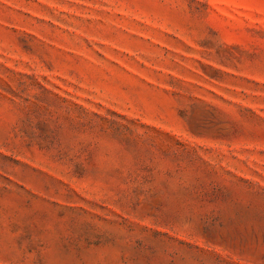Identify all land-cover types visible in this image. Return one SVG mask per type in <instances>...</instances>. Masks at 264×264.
I'll use <instances>...</instances> for the list:
<instances>
[{
	"label": "rangeland",
	"instance_id": "rangeland-1",
	"mask_svg": "<svg viewBox=\"0 0 264 264\" xmlns=\"http://www.w3.org/2000/svg\"><path fill=\"white\" fill-rule=\"evenodd\" d=\"M0 264H264V0H0Z\"/></svg>",
	"mask_w": 264,
	"mask_h": 264
}]
</instances>
